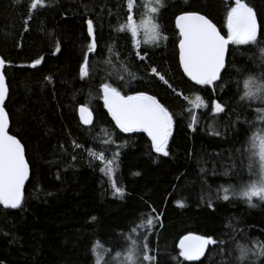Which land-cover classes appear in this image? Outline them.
I'll use <instances>...</instances> for the list:
<instances>
[{
  "label": "trees",
  "instance_id": "16d2710c",
  "mask_svg": "<svg viewBox=\"0 0 264 264\" xmlns=\"http://www.w3.org/2000/svg\"><path fill=\"white\" fill-rule=\"evenodd\" d=\"M246 2L255 8L258 25L264 28V0ZM48 3L51 7L30 12V0H0V56L8 84L4 108L10 133L25 146L30 169L23 207H0V264H94L90 248L98 249L96 256L103 262L113 248L119 251L141 233L154 250L156 264H236L234 257L226 258L224 253L249 240L264 242V203L254 201L256 207H248L239 199L216 198L220 185L235 182L231 173H223L240 166L237 150L244 144L248 125L229 129L228 117L220 114L214 121L209 108L195 110L198 123L189 129V105L184 100L194 94L209 104L217 99L228 108L235 107L241 122L259 127L258 105L241 111L237 103L240 76L236 69H246L245 75L261 74L264 53L231 45L220 81L223 86L212 88L193 85L185 78L175 48L173 13L197 11L223 29L228 0H165L167 7L157 19L168 40L157 49L142 48L148 53L143 61L130 34L114 30L126 21V0ZM88 19L94 22L97 48L89 53L91 74L82 80L78 66L92 40L87 36ZM258 38L264 47V34ZM37 58L41 63L33 67ZM151 67L171 87L153 76ZM120 75L123 81L117 79ZM103 80L125 94L155 95L174 114L168 156L151 150L146 133H123L115 126L100 98ZM81 105L94 113L90 128L79 121ZM231 119L235 122L237 117ZM216 131L220 134L215 135ZM116 153L113 178L124 189L123 196L113 194L109 178L100 171ZM209 202L213 207H208ZM148 216L158 218L152 230L130 231ZM188 234L223 239L226 247L208 246L199 261H186L177 245Z\"/></svg>",
  "mask_w": 264,
  "mask_h": 264
},
{
  "label": "snow or ice",
  "instance_id": "6c2138e0",
  "mask_svg": "<svg viewBox=\"0 0 264 264\" xmlns=\"http://www.w3.org/2000/svg\"><path fill=\"white\" fill-rule=\"evenodd\" d=\"M136 6L135 0H126V21L120 23L114 30L130 34L133 47L140 51H144L140 47L141 32L145 37L144 45L151 44L153 47H159L161 41L168 40V36L164 34L157 19L161 10L167 7L165 0H143L141 6L145 12L139 23L135 21L133 15ZM38 7H51V4L48 3V0H30V12ZM173 17L175 35L178 38L175 48L178 49L179 68L182 69L183 75L195 85L212 88L223 86L220 81H222L223 72L227 70L229 45L247 46L248 49L259 48L260 52L264 53V47L261 46L258 38V34H264V28L258 25L257 11L246 0H228L225 6L223 29H218L211 19L197 11L178 9V12L173 13ZM85 23L87 36L92 40L87 45V51L78 66L79 77L82 80L91 74L89 53L94 52L97 48L94 22L92 19H88ZM223 30H226V34H222ZM58 49L59 45L57 44ZM109 51L111 52L112 49L109 48ZM140 51L137 52V57L143 61L148 53L144 51V55H140ZM260 59L262 71L259 75L255 71L247 72L245 75L246 69H236L240 76V80L237 82V103L241 111L251 108L253 104L258 105L255 111L259 127H256L251 121L241 122L235 107L228 108L217 99H212L209 104L199 94H194L192 97L184 96V100L189 105L187 109L190 117V122L187 125L189 129L194 130V126L198 123L195 110L209 108L214 121L220 114H225L228 117L227 127L229 129L235 124L248 125L244 144L241 149L237 150L240 156V166L226 168L223 173L225 176H229L231 173L235 182L220 185L216 192V198L219 200L239 199L248 207H256L254 201L264 203V55H261ZM40 63L41 59L37 58L32 61V66L35 67ZM4 64L3 58H0V67ZM149 71L165 85L171 87L165 76L160 74L155 67H151ZM127 74L135 78L134 74L130 72ZM117 79L123 81L124 76L120 75ZM241 82L242 87L240 86ZM173 91L175 92V89ZM99 92L107 114L121 132L140 131L146 133L151 141L153 152L163 156L169 155L168 143L173 131L174 114L155 95L144 91L125 94L120 87L114 86L107 80L100 83ZM7 93L5 76L0 73V105L4 104ZM78 112L82 124L92 123V112L86 105H81ZM232 115L237 117L235 122L231 119ZM214 134L219 135L220 133L216 131ZM118 155L119 153H116L114 159L107 160V167H101L100 171L109 178L113 194L123 196L124 189L118 187L113 178L116 168L115 157ZM100 159L103 160L102 155ZM29 171L25 146L17 135L10 133L9 116L5 108L0 106V207L13 210L23 207L24 188L25 182L29 179ZM135 174L138 175V173ZM209 199L211 200V197ZM177 205L183 207V203L180 201H177ZM208 207H213L211 202L208 203ZM156 219L158 218L148 216L146 220L141 221L139 226L133 227L130 231H138L139 227H144L146 232L150 231L153 229ZM141 240L145 242L140 243ZM213 245L226 247V241L214 239L212 236L188 234L181 237L177 247L180 257L186 261H195L205 254L208 246ZM224 247L220 248L222 252H224ZM153 251L149 247L147 236L144 233H141L130 244L120 247L119 251L113 248L106 254L103 262L96 256L98 249L90 248V253L96 257L94 264H156V256L152 254ZM113 252H115V257L112 256ZM224 254L226 258L234 257L236 264H256V261L264 260V242L249 240Z\"/></svg>",
  "mask_w": 264,
  "mask_h": 264
},
{
  "label": "rangeland",
  "instance_id": "374dc122",
  "mask_svg": "<svg viewBox=\"0 0 264 264\" xmlns=\"http://www.w3.org/2000/svg\"><path fill=\"white\" fill-rule=\"evenodd\" d=\"M135 3H136L137 6L134 8L133 15H134V18H135V14H136L135 10L137 9V11L139 12V18H138V19L135 18V21H136L137 23H139L140 20L142 19L143 15H144L145 9L141 6V4L143 3V0H135ZM225 31H226V30H225ZM225 34H226V33H225ZM139 39H140V41H141V45H140L141 48L157 49V48H159V47H161V46H163V45L166 44V41H161L160 44H159V47H153L151 44H149V45H144L143 41H144L145 37H144V35H143L142 32H141V34H140ZM136 50L139 51L140 49H137V48H136Z\"/></svg>",
  "mask_w": 264,
  "mask_h": 264
},
{
  "label": "water",
  "instance_id": "95a60500",
  "mask_svg": "<svg viewBox=\"0 0 264 264\" xmlns=\"http://www.w3.org/2000/svg\"><path fill=\"white\" fill-rule=\"evenodd\" d=\"M0 16H1V10H0ZM218 28V27H217ZM219 29V28H218ZM230 46L231 45H229V50H230ZM228 55H229V51H228V54H227V59H228ZM0 58H2L1 56H0ZM0 73H2L4 76H5V74H4V71H3V66L2 67H0ZM224 73V72H223ZM187 80H188V78L187 77H185ZM5 81H6V85H7V88H8V84H7V80H6V77H5ZM189 81V80H188ZM190 83H192L193 85H195L194 84V82H192V81H189ZM198 86V85H197ZM7 95H8V93H7ZM6 99H7V96H6V98H5V101H6ZM5 101H4V104H5ZM4 104L3 105H0V106H3L4 107ZM91 112H92V123L91 124H87V125H85V124H82L81 122V124H82V126L83 127H85V128H90L92 125H93V123H94V113H93V111L91 110V109H89ZM6 111V110H5ZM7 113V112H6ZM8 114V113H7ZM9 116V115H8ZM78 118H79V121H80V115H79V112H78ZM9 122H10V118H9ZM10 129H11V122H10ZM137 132H140V131H137ZM132 133V132H131ZM25 155H26V152H25ZM26 160H27V158H26ZM30 170V169H29ZM29 174H30V171H29ZM28 181V180H27ZM27 181L25 182V185H26V183H27ZM206 250H207V248H206ZM206 252V251H205ZM204 255H202L201 257H200V259L203 257ZM199 259V260H200ZM199 260H195V261H190V262H196V261H199Z\"/></svg>",
  "mask_w": 264,
  "mask_h": 264
}]
</instances>
